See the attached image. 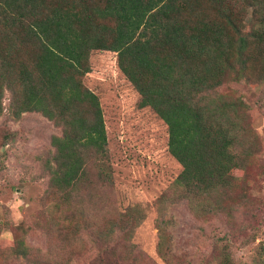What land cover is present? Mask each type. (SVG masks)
<instances>
[{
    "label": "trees",
    "instance_id": "obj_1",
    "mask_svg": "<svg viewBox=\"0 0 264 264\" xmlns=\"http://www.w3.org/2000/svg\"><path fill=\"white\" fill-rule=\"evenodd\" d=\"M93 50L116 52L139 106L167 125L182 170L165 197L186 201L200 219L240 203L228 200L242 181L234 171L254 154L247 111L215 93L230 80L264 82V0H0V115L8 92L13 118L39 112L61 130L44 162L45 200L59 204L47 221L50 244L42 251L14 235L6 247L14 258L69 264L68 245L87 236L135 246L141 210L114 200L102 109L83 82ZM216 264H235L227 243Z\"/></svg>",
    "mask_w": 264,
    "mask_h": 264
},
{
    "label": "rangeland",
    "instance_id": "obj_2",
    "mask_svg": "<svg viewBox=\"0 0 264 264\" xmlns=\"http://www.w3.org/2000/svg\"><path fill=\"white\" fill-rule=\"evenodd\" d=\"M116 57L113 51H91V69L83 82L98 96L102 109L114 200L120 210L134 205L141 210L131 238L136 247L130 252L120 242L107 248L87 236L68 245L74 251L69 264H216L226 243L235 264H264V82L230 80L216 89L215 94L244 103L254 154L244 171H234L242 174L228 200L234 205L240 198L236 209L200 219L186 201L173 203L165 197L182 166L168 151L166 123L151 107L139 106L140 95L119 70ZM3 106L0 264H41L31 257L14 258L6 247L14 235H23L26 244L42 251L50 244L47 221L59 204L45 200L49 177L44 162L53 154L52 136L61 130L39 112L13 118L8 92ZM159 224L165 231L162 239Z\"/></svg>",
    "mask_w": 264,
    "mask_h": 264
}]
</instances>
